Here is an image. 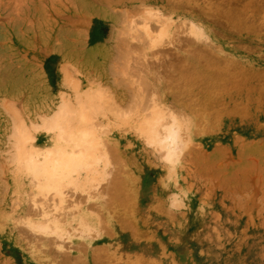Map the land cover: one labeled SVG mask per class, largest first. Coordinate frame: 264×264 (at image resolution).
<instances>
[{"label": "rangeland", "instance_id": "374dc122", "mask_svg": "<svg viewBox=\"0 0 264 264\" xmlns=\"http://www.w3.org/2000/svg\"><path fill=\"white\" fill-rule=\"evenodd\" d=\"M71 1L93 72L41 115L1 102L0 264H264V0ZM60 155L92 187L46 188Z\"/></svg>", "mask_w": 264, "mask_h": 264}, {"label": "crops", "instance_id": "0c3cea01", "mask_svg": "<svg viewBox=\"0 0 264 264\" xmlns=\"http://www.w3.org/2000/svg\"><path fill=\"white\" fill-rule=\"evenodd\" d=\"M74 16L71 0H0V116L5 101L41 115L75 83L73 64L93 72L73 44Z\"/></svg>", "mask_w": 264, "mask_h": 264}, {"label": "bare ground", "instance_id": "6f19581e", "mask_svg": "<svg viewBox=\"0 0 264 264\" xmlns=\"http://www.w3.org/2000/svg\"><path fill=\"white\" fill-rule=\"evenodd\" d=\"M196 52H197V51H196ZM200 52H201V51H200ZM199 54H200V53H199ZM193 55H194V54H193ZM200 55H201V54H200ZM195 57H196V55H195ZM199 57H200V56H199ZM202 57H204V56H201L200 58H202ZM197 58H198V57H197ZM184 64H185V63H184ZM222 65H223V64H222ZM180 66H181V65H180ZM70 67H71V66H70ZM184 69H185V68H183V70H184ZM186 69H187V68H186ZM191 69H194V68L191 67ZM227 69H228V68H227ZM183 70H182V72H183ZM187 70L189 71L190 69H187ZM179 71H180V70H179ZM190 71H191V70H190ZM192 71H193V70H192ZM242 72H243V71H242ZM63 73H64V72H63ZM191 74H192V73H191ZM187 75H188V74H187ZM193 83H194V82H193ZM65 84H66V83H65ZM90 85H91V84H90ZM70 86H71V85H70ZM70 88H71V87H70ZM72 89H73V86H72ZM75 89H76V88H75ZM77 89H78V88H77ZM76 91H77V90H76ZM76 91H75V92H76ZM86 91H87V90H86ZM89 91H90V90H89ZM72 92H73V91H72ZM82 92H83V91H82ZM83 93H84V92H83ZM84 94H85V93H84ZM87 94H88V93H87ZM89 95H90V93H89ZM74 97H75V96H74ZM83 97H84V96H83ZM101 97H102V96H101ZM85 99H86V98H85ZM79 100H82V99H79ZM86 100H87V99H86ZM95 100H96V99H95ZM61 101H62V100H61ZM67 102H68V101H67ZM88 102H89V101H88ZM93 102H94V101H93ZM61 103L64 104V105L66 104L65 101H63V102H61ZM68 103H69V102H68ZM97 103H99V102H97ZM69 104H70V103H69ZM69 104H66V105H69ZM94 104H95V103H94ZM60 105H61V104H60ZM60 105H59V107H60ZM66 105H65V106H66ZM70 105H71V104H70ZM82 105H83V104H82ZM84 105H85V104H84ZM80 106H81V104H80ZM90 106H92V105L90 104ZM98 106H99V105H98ZM98 106H97V107H98ZM99 107H101V106H99ZM8 108H9V107H8ZM81 108H82V107H81ZM93 108H94V107H93ZM58 109H59V108H58ZM63 109H64V108H63ZM98 109H99V108H98ZM74 110H75V109H74ZM79 110H80V109H79ZM100 110H101V109H99L98 111H100ZM59 111H60V110H59ZM61 111H62V110H61ZM70 111H71V110H70ZM85 111H86V110H85ZM98 111H97V112H98ZM72 112H73V111H72ZM76 112H77V111H76ZM90 112H91V111H90ZM102 112H103V111H102ZM53 113H55V112H53ZM69 113H71V112H69ZM83 113H84V112H83ZM98 113H99V112H98ZM61 114H62V112H61ZM80 114H81V113H80ZM77 115H78V114H77ZM85 115H86V114H85ZM101 115H102V114H101ZM103 115H104V114H103ZM42 116H43V115H42ZM80 116H81V115H80ZM43 117H44V116H43ZM51 117L53 118V116H51ZM78 117H79V116H78ZM44 118H45V117H44ZM50 119H51V118H50ZM66 119H67V117H66ZM74 119H75V118H74ZM76 119H78V118H76ZM82 119H83V117H82ZM39 120H40V121H44V120H42V119H39ZM39 120H38V121H39ZM51 121H52V120H51ZM67 121H68V120H67ZM69 121H70V120H69ZM146 121H147V120H146ZM49 122H50V121H49ZM70 122H71V121H70ZM72 122H73V121H72ZM43 124H44V123H43ZM142 124H144V123H142ZM45 125H46V124H45ZM42 126H44V125H42ZM143 126H144V125H143ZM158 127H159V126H158ZM11 128H12V127H11ZM45 128H46V126H45ZM150 129H151V128H150ZM169 129H170V128H169ZM21 130H22V129H21ZM23 130H24V129H23ZM43 130H44V128H43ZM71 130H72V129H71ZM83 130H84V129H83ZM171 130H172V129H171ZM171 130H170V131H171ZM44 131H45V130H44ZM84 131H85V130H84ZM159 131H160V130H159ZM167 131H168V129H167ZM167 131H166L167 134H165V136H166V137H169L170 140H167L166 137H163V139H160V142H161V145L163 144V145L165 146L164 142L167 143V141H169V143H167L166 145H168L169 148H171L172 146H170V145H171V143H173L172 140L175 139V136H176V135L173 134V132H174L173 130H172V132H169V131H168L169 134H168ZM68 132H69V131H68ZM82 132H83V131H82ZM82 132H81V133H82ZM57 133H58V132H57ZM64 133H65V132H64ZM84 133H85V132H84ZM174 133H175V132H174ZM11 135H12V134H11ZM25 135H26V133H25ZM28 135H29V134H28ZM75 135H76V134H75ZM23 137H24V136H23ZM26 137H27V136H26ZM71 137H72V135H71ZM57 138H58V137H57ZM62 138H63V137H62ZM65 138H67V137H65ZM169 138H168V139H169ZM15 139H16V138H15ZM17 139H18V138H17ZM69 139H70V138H69ZM76 139H77V138H76ZM164 139H165L166 141H165ZM57 140H58V139H57ZM63 140H64V139H63ZM16 141H17V140H16ZM67 141H68V139H67ZM163 141H164V142H163ZM65 142H66V140H65ZM65 142H64V143H65ZM86 142H87V141H86ZM68 143H69V142H68ZM94 143H95V141H94ZM73 145H75V144H73ZM62 147H63V146H62ZM179 147H180V145H179ZM57 148H58V147H57ZM73 148H75V147H73ZM169 148H168V149H169ZM59 149H60V148H59ZM71 149H72V148H71ZM29 150H30V149H29ZM45 151H46V150H45ZM53 151H55V149H54ZM59 151H60V150H59ZM59 151H58V152H59ZM73 151H75V150H73ZM61 152H62V151H61ZM64 152H65V151H64ZM77 152H78V151H77ZM100 152H101V151H100ZM106 152H108V151H106ZM172 152H173V151H172ZM177 152H178V151H177ZM177 152H176V153H177ZM55 153H56V152H55ZM69 153H70V152H69ZM5 154H6V153H5ZM5 154H4V155H5ZM89 154H90V153H89ZM171 154H172V153H171ZM55 155H56V154H55ZM101 155H102V154H101ZM109 155H110V154H109ZM60 156H61V158H60ZM60 156L58 157V158H60V160L63 158V159H65V160H67V162L71 165V161H72V160H70L68 157H67V159H66V157L63 156V155H60ZM169 156H170V155H169ZM11 157H12V156H11ZM51 157H52V156H51ZM58 158H57V159H58ZM5 159H6V158H5ZM12 159H13V158H12ZM15 159H16V158H15ZM57 159H56V160H57ZM63 159H62V160H63ZM77 159H78V160H76V158H75V160H74V158H73L74 161H78L77 164H79V166H81V165L83 166V165L86 164L85 162L82 163L83 161L81 162V160H82L83 158H81V160H80L79 158H77ZM33 160H34V159H33ZM48 160H49V158H48ZM56 160H55V161H56ZM60 160L56 161V164H57V165L55 164L54 159H53V160H49V161H50V162L48 161L49 164L47 163V161H44V162L46 163V165L43 167V170H41L42 173H44V171L47 170V169L44 170V168H51V166H54V165H55V168L52 167V168H54L52 171H51V169H48V170H47V171L50 170V172H51V173H49V175H47V173H48L47 171H45V173L47 172L46 175L43 174V175H44L43 177H44V179H45V180H44V182H45V183H44V186H45L47 183H49V182L47 181L48 179L51 178L50 180H52V176L55 178V179L53 178L52 182L49 180V181H50V184H52V185L49 184V185L51 186V187H50V186L47 184L48 186H47L46 188L55 189L54 187H58V189L56 188L55 190H56V191H58V190L60 191L61 188L64 186V184H62L61 181L65 180V181H67V183L69 182V180H70L71 177L69 178V180H68L67 177H69L68 174H70V173H69V172H70L69 170H70V168H71L72 165L70 166L65 160H63V161H62V160L60 161ZM79 160H80V162H79ZM36 161H37V160H36ZM51 161L54 162V165H51V164L53 163V162L51 163ZM64 161H65V163H64ZM74 161H73V162H74ZM113 161H114V160H113ZM35 163H36L35 165H37L38 162H35ZM41 163H42V162H41ZM75 163H76V162H75ZM75 163H73V164H75ZM80 163H81V165H80ZM11 164H12V163H11ZM33 164H34V163H33ZM42 164L44 165V163H42ZM42 164H41V167H40V168H42ZM63 164H65V165L67 164L66 166H70V167L68 168V167H66V166L63 165ZM77 164H76V165H77ZM31 165H32V164H31ZM35 165H32V167H33L34 169H35V167H34ZM47 165H48V166H47ZM49 165H50V166H49ZM87 165H88V164H86L85 167H86ZM110 165H111V163H110ZM37 166H38V165H37ZM64 166H65L66 169L64 168ZM32 167H31V168H32ZM87 167H88V169H90V165H88ZM116 167H117V166H116ZM33 168H32V169H33ZM67 168L69 169V170H68L69 172L67 171V174H66V170H67ZM72 168H74V167H72ZM77 168H78V167H77ZM114 168H115V167H114ZM114 168H113V169H114ZM117 168H118V167H117ZM34 169H33V170H34ZM64 169H65V171H62V170H64ZM82 169H84L83 171H84V173H86L85 168L82 167ZM88 169H87V171L90 172V170H88ZM120 169H121V168H120ZM120 169H119V170H120ZM54 170L59 171V173H60V171H62V173L65 172V173H63L64 176H63V174H60V176H61L62 178H61V177H58V178H59V179H58V178L56 177V175H54V174H55V171H54ZM73 170H74V169L71 170L72 173H74V171H75V170H74V171H73ZM110 170H111V169H110ZM53 171H54V172H53ZM81 171H82V170H81ZM39 172H40V171H39ZM75 172H76V171H75ZM52 173H53V175H52ZM80 173H81V172H80ZM80 173H79V175H80ZM82 173H83V172H82ZM91 173H92V172H91ZM185 173H186V172H185ZM37 174H38V173H37ZM56 174H57V176L59 175L57 172H56ZM75 174H77V173H74V174H73V175H74V178L79 176V175H78V176H77V175L75 176ZM86 174H90V173H86ZM110 174H111V173H110ZM112 174H113V173H112ZM38 175H39V174H38ZM66 175H67V176H66ZM83 175H84V174H83ZM90 175H94V173H92V174H90ZM108 175H109V174H108ZM114 175H115V174H114ZM45 176H46V178L48 177V179H46ZM49 176H50V178H49ZM65 177L67 178V180H66ZM85 177H86V175L82 176V179L84 178V180H85V181L88 183V185H89V182H91L93 178H91V177H89V176H88V178H85ZM113 177H115V176H113ZM63 178H64V179H63ZM90 178H91V181L88 180V179H90ZM61 179H62V180H61ZM76 179H77V178H76ZM76 179H74V180L71 179V180H70V181L75 182V183H73L74 186H75L76 183L79 182V181L76 180ZM110 179H112V178H110ZM110 179H109V180H110ZM119 179H120V178H119ZM55 180H56V182H55ZM59 180H60V181H59ZM75 180H76L77 182H76ZM80 180H81V179H80ZM84 180H83V182L81 181L80 183H81V185L84 183V186H85L87 183L84 182ZM87 180H88L89 182H88ZM120 180H121V179H120ZM53 181H54L55 183H54ZM58 181L61 182L60 185H59ZM111 181H112V180H111ZM111 181H110V182H111ZM113 181H114V180H113ZM107 182H108V181H107ZM114 182H115V181H114ZM116 182H117V181H116ZM63 183H64V182H63ZM80 183H78V184H80ZM85 183H86V184H85ZM54 184H55V185H54ZM57 184H58L59 186H58ZM78 184L76 185L77 188H78ZM116 184H117V183H116ZM118 184H119V182H118ZM120 184H121V183H120ZM62 185H63V186H62ZM81 185H80V186H81ZM112 185H114V184H111L110 186H109V185H106V186H108V187H106V189L110 187V188H109V190H110V189L112 188ZM89 186L92 187L91 183H90ZM89 186H87L88 189H89ZM104 186H105V185H104ZM41 187H42V186H41ZM52 187H53V188H52ZM76 187H74V188H76ZM81 187H82V186H81ZM81 187H80V188H81ZM93 187H94V186H93ZM113 187H115V186H113ZM77 188H76V190H77ZM80 188H79V189H80ZM82 188H85V187H82ZM115 188H116V187H115ZM71 189H72V187H71ZM79 189H78V190H79ZM101 189H104V188L101 187ZM112 189H114V188H112ZM119 189H121V188H119ZM82 190H83V189H82ZM85 190H86V188H85ZM85 190H84V191H85ZM89 190H90V189H89ZM109 190L107 189V192H109ZM115 190H116V189H115ZM105 191H106V190H105ZM118 191H120V190H118ZM82 192H83V191H82ZM99 192H100V191H99ZM112 192H113V191H112ZM97 193H98V192H97ZM104 193H105V192H104ZM109 193H111V192H109ZM116 193H117V192H116ZM120 193H121V192H120ZM120 193H118V194H120ZM64 194H65V193H64ZM102 194H103V193H102ZM102 194H101V196H102ZM114 195H116V194H114ZM101 196H100V197H101ZM111 196H112V194H111ZM98 197H99V196H98ZM75 201H76V200H75ZM84 201H85V199H84ZM114 201H115V200H114ZM47 202H48V201H47ZM101 202H102V201H101ZM112 202H113V200H112ZM45 203H46V201L44 202V204H45ZM106 203H110V202L108 201V202H106ZM114 203H115V202H114ZM123 203H124V201H123ZM49 204H50V203H49ZM49 204H48V205H49ZM74 204H75V202H74ZM91 204H92V203H91ZM119 204H120V203H119ZM48 205H47V207H48ZM76 205H77V204H76ZM103 205H104V204H103ZM106 205H109V204H106ZM106 205H105V206H106ZM51 206H52V205H51ZM38 208H39V207H38ZM93 208H94V206H93ZM96 208H97V207H96ZM98 208H99V206H98ZM29 209H30V207H29ZM29 209H28V210H29ZM62 209H63V208H62ZM105 209H106V208H105ZM44 210H45V209H44ZM46 210H47V209H46ZM60 210H61V209H60ZM96 210H97V209H96ZM53 211H54V210H53ZM34 212H35V211H34ZM49 212L52 213V211H49ZM59 212H60V211H59ZM51 213H50V214H51ZM66 213H67V212H66ZM37 214H38V213H37ZM48 214H49V213H48ZM96 214H97V213H96ZM98 214H99V213H98ZM35 215H36V214H35ZM35 215H34V216H35ZM31 216H32V215H31ZM40 216H41V215H40ZM92 216H93V215H92ZM94 216H95V215H94ZM94 216H93V217H94ZM28 217H29V216H28ZM50 217H52V216H50ZM53 217H54V215H53ZM64 217H65V215H64ZM32 218H33V217H32ZM57 218H58V217H57ZM57 218H56V219H57ZM62 218H63V217H62ZM90 218H91V216H90ZM94 218H96V221H97L98 217L96 216V217H94ZM51 219H52V218H51ZM53 219H54V218H53ZM91 219H92V218H91ZM57 220H58V219H57ZM64 220H65V219H64ZM40 221H41V220H40ZM45 221H46V220H45ZM48 221H49V219H48ZM58 221H59V220H58ZM60 221H61V220H60ZM99 221H100V220L98 219L97 223H99ZM42 222H43V221H42ZM54 222H57V221L54 220ZM83 222H86V224H87V221H83ZM101 222H102V220H101ZM103 222H104V221H103ZM103 222H102V223H103ZM59 223H60V222H59ZM90 223H92V222H90ZM86 224H85V225H86ZM55 225H58V224L55 223ZM81 225H82V224H81ZM91 225H92V224H91ZM96 225H97V224H96ZM86 226H87V225H86ZM86 226H85V227H86ZM103 226H104V225H103ZM51 227H52V226H51ZM58 227H60V226L58 225ZM85 227H84L85 231H88V230H89V228H88L89 226L86 227V228H85ZM100 227L102 228V226H100ZM100 227H98V228L100 229ZM82 228H83V226H82ZM82 228L80 227V229H82ZM80 229H79V230H80ZM87 229H88V230H87ZM90 229L92 230L93 227L91 226ZM91 230H89V231H91ZM27 231H28V230H27ZM65 231H66V230H65ZM83 231H84V230H83ZM24 232H25V231H24ZM24 232H23V233H24ZM166 234L169 235L168 232H166ZM27 235H28V233H27ZM30 235H31V234H30ZM86 235H87V234H86ZM22 236H24V235H22ZM87 236H88V235H87ZM52 239H54V238H52ZM52 239H51V240H52ZM86 239H87V238H86ZM33 240H34V239H33ZM63 261H64V260H63ZM80 261H81V260H80ZM163 261H164L165 263H168V264H189L187 261L184 260V258L180 257V255H174V256L167 255V256L163 259Z\"/></svg>", "mask_w": 264, "mask_h": 264}]
</instances>
